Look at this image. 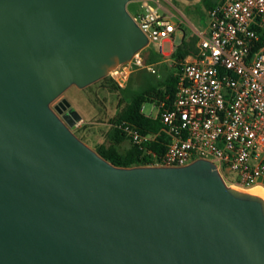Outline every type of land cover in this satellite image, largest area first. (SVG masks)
I'll return each instance as SVG.
<instances>
[{"label":"water","instance_id":"1","mask_svg":"<svg viewBox=\"0 0 264 264\" xmlns=\"http://www.w3.org/2000/svg\"><path fill=\"white\" fill-rule=\"evenodd\" d=\"M142 1L0 0V264H264L260 198L207 160L115 167L54 104L148 46Z\"/></svg>","mask_w":264,"mask_h":264},{"label":"built area","instance_id":"2","mask_svg":"<svg viewBox=\"0 0 264 264\" xmlns=\"http://www.w3.org/2000/svg\"><path fill=\"white\" fill-rule=\"evenodd\" d=\"M131 16L148 45L162 53V42L176 26L159 14L158 0L138 2ZM156 74L141 51L107 77L125 89L133 74ZM153 102L161 132L170 138L156 156L157 134H141L124 122L115 127L150 160L149 167H183L212 162L223 181L248 191L264 188V0H223L208 12L195 54L181 67L173 100ZM77 123L73 128L77 127Z\"/></svg>","mask_w":264,"mask_h":264},{"label":"rangeland","instance_id":"3","mask_svg":"<svg viewBox=\"0 0 264 264\" xmlns=\"http://www.w3.org/2000/svg\"><path fill=\"white\" fill-rule=\"evenodd\" d=\"M171 4L176 7L179 14L176 18H171V22L178 26L177 36L172 39L173 48L178 46L181 42L180 36L184 37L185 41H188L193 36H198L200 32L206 29L208 24V12L211 5H216L222 0H193L191 2L185 0H169ZM164 4L163 1H161ZM131 3L127 6V11L131 16H134L139 7H133ZM160 4V3H159ZM158 12L160 15H165L164 12L159 8ZM170 44H164L161 52L154 45H148L141 51L143 59L146 61L151 58L155 65L156 74L155 79H162L168 73L175 70L177 63L174 62L170 56H166L170 51ZM190 59V56L185 58L179 65H182ZM148 74L136 72L133 74L131 82H129L127 88L136 89L140 88L144 82L145 77ZM118 95L111 93L107 89L103 88L102 85L97 82L83 90H79L75 87L69 88L54 104L59 102L61 99H65L70 104L71 108L74 109L80 116L81 121L78 122L76 128H72V132H77L84 125L87 126L82 133L78 136L82 139L85 145H87L93 151L97 145L105 144L106 141L105 133L109 129L108 120L113 116L116 105L118 102ZM151 104L144 105V113L149 116H155L156 111L152 109ZM129 146L128 142L121 144L120 148L126 149ZM226 186L233 187L237 191L247 193L227 180L225 181Z\"/></svg>","mask_w":264,"mask_h":264},{"label":"trees","instance_id":"4","mask_svg":"<svg viewBox=\"0 0 264 264\" xmlns=\"http://www.w3.org/2000/svg\"><path fill=\"white\" fill-rule=\"evenodd\" d=\"M216 5H211L209 11ZM196 42L197 38L195 36L191 37L188 41H185L183 38L170 55L171 59L177 63L175 70L158 80L154 78V75L148 74L144 79V84L140 88L129 89L126 87L123 90H119L108 77L99 81L103 88L111 93H116L119 97L116 110L108 120L109 129L105 133L106 141L109 144L97 145L94 150L102 159L119 168L150 165V160L148 158H141L139 150L132 146L125 135L115 127L122 122L136 127L141 134H157V140L150 145V149L158 157L163 155L166 149L165 146L169 144L170 138L161 132L162 127L159 119L147 117L141 109L145 104L160 101H167L166 103L169 104L173 100L177 81L181 74L179 63L195 54ZM153 60L149 58L144 61L148 64H153ZM85 129H87V126L84 125L77 132H74V135L81 139L78 134L82 133ZM126 141L129 146L122 150L120 146Z\"/></svg>","mask_w":264,"mask_h":264},{"label":"crops","instance_id":"5","mask_svg":"<svg viewBox=\"0 0 264 264\" xmlns=\"http://www.w3.org/2000/svg\"><path fill=\"white\" fill-rule=\"evenodd\" d=\"M159 1V7L160 9L164 12L165 15H162L164 17H166L169 21L171 20V18H176L179 14V11L176 7H174L171 2L169 0H158ZM161 1L164 2V4L161 3ZM138 6L139 7V3L138 4H133V7H136ZM171 22V21H170ZM174 24V23H173ZM175 25V24H174ZM176 26V30L175 32L172 34L171 38L168 39V40H164L161 44V46L163 47L164 44H170L171 48H170V51L165 54L166 56H170L171 53L173 52L174 48H173V45H172V39L177 36V31L179 30L178 26ZM205 30H203L202 32H200V34H198V36H195L196 38L199 37V35H201ZM184 37L183 36H180V40H182ZM192 59V56L190 57L189 60ZM188 60V61H189Z\"/></svg>","mask_w":264,"mask_h":264},{"label":"bare ground","instance_id":"6","mask_svg":"<svg viewBox=\"0 0 264 264\" xmlns=\"http://www.w3.org/2000/svg\"><path fill=\"white\" fill-rule=\"evenodd\" d=\"M232 189H234L233 187H231ZM236 190V189H234ZM248 194L254 195L258 198H260L263 202H264V188L261 187H254L248 191H246Z\"/></svg>","mask_w":264,"mask_h":264}]
</instances>
